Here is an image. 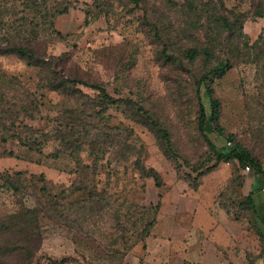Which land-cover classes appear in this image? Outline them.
I'll use <instances>...</instances> for the list:
<instances>
[{"label":"rangeland","instance_id":"obj_1","mask_svg":"<svg viewBox=\"0 0 264 264\" xmlns=\"http://www.w3.org/2000/svg\"><path fill=\"white\" fill-rule=\"evenodd\" d=\"M69 2L54 24L64 38L48 21L63 0L17 3L14 17L41 25L40 60L0 56V264H133L163 194L210 190L240 217L244 170L222 161L201 174L214 160L198 129L197 84L218 59H231L214 84L221 124L263 160L264 0ZM11 16L0 12V45ZM190 48L213 56L191 60ZM61 79L136 103L105 108L82 82H72L73 95L52 89ZM201 98L210 113L204 85ZM138 103L167 127L172 149L139 121ZM207 129L217 146L227 142ZM139 158L161 186L143 176Z\"/></svg>","mask_w":264,"mask_h":264},{"label":"crops","instance_id":"obj_2","mask_svg":"<svg viewBox=\"0 0 264 264\" xmlns=\"http://www.w3.org/2000/svg\"><path fill=\"white\" fill-rule=\"evenodd\" d=\"M244 172L240 217L216 205L210 190L160 196L157 222L133 264H264V176Z\"/></svg>","mask_w":264,"mask_h":264},{"label":"trees","instance_id":"obj_3","mask_svg":"<svg viewBox=\"0 0 264 264\" xmlns=\"http://www.w3.org/2000/svg\"><path fill=\"white\" fill-rule=\"evenodd\" d=\"M23 2L26 5L29 4L30 0H8L7 4L4 7H0V12L4 13L6 11L11 13V17L8 20L9 28L8 34L6 36H2V44L0 45V56L1 55H10L16 54L20 57L34 60L36 64L40 58L36 55V45H39V39L42 35H38L39 32L37 31L38 26H41L39 23H36L33 20H29L26 18L25 13L23 12L20 16L14 17L18 13L17 3ZM138 4L140 0H135ZM10 3V6L8 4ZM72 6V3L69 0H63V3H60L56 6V9L49 12V23L50 28L52 29V33L56 36L64 38L65 35L57 30L54 26L55 19L58 15L65 13L68 9ZM3 9V10H1ZM264 16V12L261 13ZM204 55L208 59L212 58V52L209 48L205 49H196L190 48L187 50V56L191 60H195L199 55ZM232 65V61L230 58H220L218 59V64L213 68L209 69L207 72L203 73L201 78L198 80V98H199V115H198V129L203 135L205 141L208 143L212 154L214 163L212 166H207L204 164L202 175L211 172L220 162H228L233 164V172L236 173L238 168L244 170L247 165H250L254 170L260 171V165L262 160L257 156L253 155L250 150L246 146H244L241 142L237 140V136L234 133L226 134L224 127L221 124V108L222 104L218 98L215 97V78L226 73L228 68ZM72 82H82L81 80H72V79H61L57 82L51 83L52 89L62 90V92L73 95L75 93V88ZM87 84L88 86H93L97 90H99L98 100L100 103L105 105V108H108L110 105H116L119 101H130L136 103L135 100L130 98H115L111 94L108 93L107 89L98 84H89L87 82H82ZM205 86L206 95L210 101L211 111L208 112L206 105L202 101L201 98V87ZM139 107L136 111V114L145 126H147L151 131H153L162 141H164L170 149L171 147V133L165 127V125L157 119L149 110H147L141 103L137 104ZM210 124L214 125V129L221 135L227 136V142L223 146H217L214 141L210 138L208 133V126ZM40 151V149H39ZM172 151V150H171ZM142 153L140 154V156ZM138 164L143 171V176L151 177L155 180L157 186H161L163 184L162 177L160 174L153 168H147L145 165L142 164L141 159H138ZM3 177V176H0ZM9 179V178H8ZM10 185L14 183L9 179L8 182ZM4 184L0 183V188L3 187ZM195 188L197 186H194ZM250 200V198H249ZM250 203L248 201L249 207ZM158 212L161 202L159 201L157 204ZM254 208V206L251 205ZM228 212L233 213L231 210L226 208ZM157 222V216L154 218L153 223L149 226L148 230L145 233V236H149L152 232V229Z\"/></svg>","mask_w":264,"mask_h":264},{"label":"built area","instance_id":"obj_4","mask_svg":"<svg viewBox=\"0 0 264 264\" xmlns=\"http://www.w3.org/2000/svg\"><path fill=\"white\" fill-rule=\"evenodd\" d=\"M244 170L246 172H252L254 169L250 166V165H247ZM261 174H263L264 176V159L262 160L261 162V165H260V171H259ZM262 191L264 192V185L262 186Z\"/></svg>","mask_w":264,"mask_h":264}]
</instances>
